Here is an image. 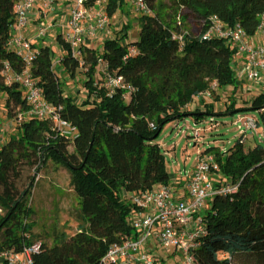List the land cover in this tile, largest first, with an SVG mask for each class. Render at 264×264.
Here are the masks:
<instances>
[{
    "label": "trees",
    "instance_id": "obj_1",
    "mask_svg": "<svg viewBox=\"0 0 264 264\" xmlns=\"http://www.w3.org/2000/svg\"><path fill=\"white\" fill-rule=\"evenodd\" d=\"M96 0H86L91 6ZM17 0H0V94H7L8 112L28 108L18 82L6 84L1 69L8 62L16 72L26 67L18 52L8 45ZM151 14L138 17L139 36L129 39L128 25L106 38L101 49L84 45L81 58L72 56L70 46L57 36L63 49L59 59L63 74L71 78L83 69L87 95L76 102L66 95L54 69L56 51L39 45L30 69L43 89L44 98L63 105L62 116L88 137L83 160L75 165L61 150L63 139L48 119L30 117L20 124L21 132L0 147V251L36 244L34 210L28 203L32 182L19 190L17 182L23 169L40 168L52 161L70 174L76 198L74 217L77 231L68 234L54 228L52 245L34 255L35 264H99L109 246L133 234L129 220L132 205L124 191L138 192L158 184H169L171 175L164 150L157 142L168 122L192 116L199 120L215 115L212 104L204 110H189L201 93L217 87H238L234 64L236 50L222 38L203 39L187 26L192 8L201 18L216 14L227 25L239 23L249 36L258 32L264 16V0H146ZM125 0H108L112 18ZM186 32L184 44L173 38L175 30ZM135 50V51H132ZM103 65L121 75L135 91L109 93L96 75ZM232 99L227 113L256 111L264 127V92L236 107ZM153 123L155 127L150 124ZM264 129V128H263ZM245 134L224 151L216 150L220 173L238 182L235 193L217 195L205 212L207 234L196 252L200 264H264V145L246 149ZM215 149L209 147L207 152ZM226 254L227 257H221ZM1 264V262H0Z\"/></svg>",
    "mask_w": 264,
    "mask_h": 264
},
{
    "label": "built area",
    "instance_id": "obj_2",
    "mask_svg": "<svg viewBox=\"0 0 264 264\" xmlns=\"http://www.w3.org/2000/svg\"><path fill=\"white\" fill-rule=\"evenodd\" d=\"M42 1L48 9L54 7V0ZM135 1L138 10L143 14L152 13L146 0ZM35 2L36 0H17L8 40V45L18 52L25 61L26 67L23 71L16 72L8 62H4L1 74L6 84L15 81L25 89L28 108L19 115L20 122L26 116L41 120L48 119L63 139H76L79 136L78 129L63 118V105L53 104L44 98L43 89L30 69L37 49L22 36V31L28 25L29 13ZM107 4L108 0H96L93 5L87 6L86 0H71L69 15L62 24L61 35L70 46L72 56L81 58V48L88 45L89 38L95 37L99 31L108 26L110 17L107 13ZM45 30L41 28L40 35H44ZM191 31L195 34L202 33L203 39L228 40L237 51L236 55L242 59L239 69L247 79L253 80L260 72H264V42L254 41L253 36H249L239 23L229 26L218 15L213 14L204 20L200 31ZM185 33L187 31L176 29L173 38L183 45ZM257 33L264 35V16ZM99 78L100 85L107 88L109 93L120 88L127 91L126 96H130L135 91V88L121 75L109 72L105 65L99 73ZM216 87L217 85L214 84L213 88ZM210 94L211 92L207 91L201 93L199 97ZM210 121L213 122L212 118ZM204 122L207 121L194 120V125L186 122V128H180L181 133L191 138L195 145L199 142L203 131L211 130L216 126L212 123L207 127L197 126ZM238 123L242 134L247 131L257 133L260 126L259 120L250 114L241 115ZM150 125L155 127L153 123ZM39 177L38 174L36 178ZM238 188V182H233L220 173L215 153L200 151L193 166L171 176L169 184H158L138 192L124 191L122 196L132 205L129 222L134 229L133 234L112 243L99 264H163V260L151 249L150 240L157 243L163 251H171L173 255L178 256V264H200L196 252L202 244V238L207 234L205 212L210 201L217 195L235 193ZM43 251L41 242L25 246L20 251L15 248L0 251V262L1 264H35L34 255Z\"/></svg>",
    "mask_w": 264,
    "mask_h": 264
},
{
    "label": "rangeland",
    "instance_id": "obj_3",
    "mask_svg": "<svg viewBox=\"0 0 264 264\" xmlns=\"http://www.w3.org/2000/svg\"><path fill=\"white\" fill-rule=\"evenodd\" d=\"M170 3L171 0H162ZM71 2V1H70ZM42 0H36L34 7L29 13V22L25 30L22 31V36L30 41L32 45H50L54 48L57 54L54 63V69L59 75L61 84L65 94L70 95L76 102H81L87 95V90L84 86L85 77L83 69H79L74 78L68 74L61 73L62 65L59 62L63 54V49L57 42V36L63 32L64 19L68 15L67 6L64 0H54V7L48 9ZM183 14H189L187 26L193 31H200L203 27L204 20L192 8H183ZM143 15L138 10L135 0H125L122 8L118 9L115 15L110 18L108 26L99 31L95 37L89 38L88 45L91 48L101 49L102 43L106 38L113 37L115 33L121 29H125L128 25L129 39L136 40L139 36L138 17ZM45 28V34L40 35V29ZM235 66L237 73L238 87L234 91V86L216 87L210 95L196 96L190 103L189 110H204V103L213 105L215 115H209L206 118L199 120L188 116L184 119L172 120L165 124L157 142L165 152L166 166L173 177L184 168L190 169L200 151H206L207 148L213 147L216 150L224 151L230 148L236 140H238L242 131L238 128V120L241 115L250 114L259 118V113L256 111L235 112L224 114L229 107L232 99H236V107H242L248 104V100L252 97L264 92V72H260L255 79H247L245 74H242L239 69L242 59L235 55ZM104 75V73H103ZM97 82L100 83L99 74L96 75ZM25 92V89L21 87ZM127 100L130 96H126ZM7 94H0V147L5 144L11 136L18 135L21 132L19 108L8 112ZM27 116L23 118L25 120ZM212 118L213 122L210 121ZM22 120V121H23ZM194 120L207 122L199 123L197 126L204 127L216 124L211 130L202 132L199 142L194 145V141L181 133V127H185V123L194 125ZM260 123L258 132L247 131L243 138L244 147L246 149L254 147L257 144L264 145V129ZM88 137L79 135L76 139L65 138L61 140L60 148L68 156L69 160L77 165L84 157L85 150L88 146ZM40 175L39 179L36 177ZM31 193L28 199L29 205L34 210L33 215L28 219L34 222L32 234L38 236V241L42 243L43 249H49L52 245V240L48 237L54 228L64 230L68 234H73L77 231V222L75 220L76 198L73 189L70 185L69 172L60 166L55 165L52 161L40 166L36 169L24 168L20 179L17 182L19 190H23L32 182ZM151 249L163 260V264H178L179 257L172 254L171 251H163L162 248L155 242L150 240ZM221 257H227L226 254ZM242 264H255L253 261Z\"/></svg>",
    "mask_w": 264,
    "mask_h": 264
},
{
    "label": "crops",
    "instance_id": "obj_4",
    "mask_svg": "<svg viewBox=\"0 0 264 264\" xmlns=\"http://www.w3.org/2000/svg\"><path fill=\"white\" fill-rule=\"evenodd\" d=\"M70 1L71 0H64L65 4L67 6L70 5V3H71ZM67 13L69 15V9H68ZM68 15H66V18L64 20H66L68 18ZM253 39L256 42H264V35L257 33L255 36H253ZM189 107H190V104H188L187 108H189Z\"/></svg>",
    "mask_w": 264,
    "mask_h": 264
}]
</instances>
